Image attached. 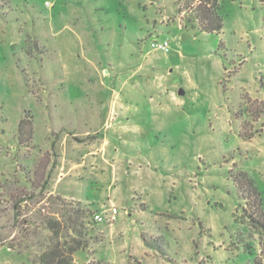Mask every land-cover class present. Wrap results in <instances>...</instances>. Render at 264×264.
Listing matches in <instances>:
<instances>
[{"label": "rangeland", "instance_id": "rangeland-1", "mask_svg": "<svg viewBox=\"0 0 264 264\" xmlns=\"http://www.w3.org/2000/svg\"><path fill=\"white\" fill-rule=\"evenodd\" d=\"M206 1L0 0V264L63 207L72 264H264V0Z\"/></svg>", "mask_w": 264, "mask_h": 264}, {"label": "trees", "instance_id": "trees-1", "mask_svg": "<svg viewBox=\"0 0 264 264\" xmlns=\"http://www.w3.org/2000/svg\"><path fill=\"white\" fill-rule=\"evenodd\" d=\"M207 13L200 28L204 31L218 32L223 26V18L219 14V5L217 0H207ZM22 120L20 124H22ZM253 193V198L258 204L257 216L250 213L251 221L254 223L258 219L257 224L260 227L261 234H264V214L260 210L259 201L257 200L256 190L252 183H248ZM255 205V204H253ZM260 210V211H259ZM59 217H49L44 221L45 228L50 231L42 251L37 257L38 264H72L74 253L82 249L83 239L86 237L88 230L85 227L84 218L90 216L91 213L79 207L67 208L63 207L59 211ZM88 214V215H87ZM255 224V223H254ZM85 241V240H84ZM264 249V241H262ZM10 248H12L10 246ZM253 264H262L257 259Z\"/></svg>", "mask_w": 264, "mask_h": 264}, {"label": "built area", "instance_id": "built-area-1", "mask_svg": "<svg viewBox=\"0 0 264 264\" xmlns=\"http://www.w3.org/2000/svg\"><path fill=\"white\" fill-rule=\"evenodd\" d=\"M153 47L156 48V49H159L163 52H168L169 51V48H170V42L168 39H164V40H157L155 39L153 42ZM115 213H116V209H112L111 213L107 215V218L109 220L111 219H114L115 218ZM93 218L96 220V221H101L103 220V216L99 213H95L93 215Z\"/></svg>", "mask_w": 264, "mask_h": 264}, {"label": "crops", "instance_id": "crops-1", "mask_svg": "<svg viewBox=\"0 0 264 264\" xmlns=\"http://www.w3.org/2000/svg\"><path fill=\"white\" fill-rule=\"evenodd\" d=\"M87 133H88V132L86 131L85 134H87ZM69 172H70V171H69ZM69 172L66 173L64 176H66V175L68 176V175L70 174ZM60 179H62V177H60Z\"/></svg>", "mask_w": 264, "mask_h": 264}, {"label": "water", "instance_id": "water-1", "mask_svg": "<svg viewBox=\"0 0 264 264\" xmlns=\"http://www.w3.org/2000/svg\"><path fill=\"white\" fill-rule=\"evenodd\" d=\"M179 93H180V94L183 93L182 89H179Z\"/></svg>", "mask_w": 264, "mask_h": 264}]
</instances>
